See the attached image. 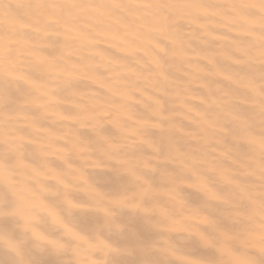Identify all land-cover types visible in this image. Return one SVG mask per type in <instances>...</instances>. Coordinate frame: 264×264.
<instances>
[{"label": "rangeland", "instance_id": "374dc122", "mask_svg": "<svg viewBox=\"0 0 264 264\" xmlns=\"http://www.w3.org/2000/svg\"><path fill=\"white\" fill-rule=\"evenodd\" d=\"M0 264H264V0H0Z\"/></svg>", "mask_w": 264, "mask_h": 264}]
</instances>
